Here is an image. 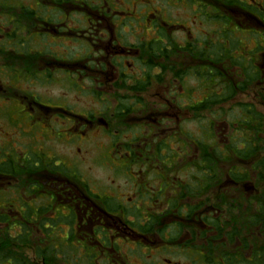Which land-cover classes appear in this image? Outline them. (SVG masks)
<instances>
[{"label":"flooded vegetation","instance_id":"flooded-vegetation-1","mask_svg":"<svg viewBox=\"0 0 264 264\" xmlns=\"http://www.w3.org/2000/svg\"><path fill=\"white\" fill-rule=\"evenodd\" d=\"M260 106L264 0H0V241H36L25 264H225L236 212L264 236L262 158L234 133L200 151L211 113Z\"/></svg>","mask_w":264,"mask_h":264},{"label":"rangeland","instance_id":"rangeland-1","mask_svg":"<svg viewBox=\"0 0 264 264\" xmlns=\"http://www.w3.org/2000/svg\"><path fill=\"white\" fill-rule=\"evenodd\" d=\"M140 1H142L145 4L147 3V0H140ZM156 8L159 9L160 8V5L158 4L156 6ZM166 81H167V75L165 76L164 82H166ZM164 82L161 83L162 84L161 85L162 87H161V90H160L161 92H164L165 91V88L168 89V87H169V85L163 84ZM158 88L159 87H156L155 89H152L149 93H155ZM250 90L253 91V92L255 91L253 88L250 89ZM55 93H58V92H55ZM59 94L62 95L61 93H59ZM69 98L72 99L73 98V95L69 96ZM239 99L241 101H243V102L249 103L251 100H253L252 99V93L251 94H246V95L244 94L243 96L239 97ZM198 100H202V97L198 98ZM255 108L256 109H254V110L256 111V113H258L260 116H262V118H261V121L258 124H256L254 126L253 123H251V125L249 127H246L244 125L243 120H244L245 117L243 116L242 112L239 111V110L244 111L245 109H238V110L227 111V112H215V113H211V118H212V120L214 122L213 129H212L213 130V135H211V138H210V139H213V141H212V148H209L208 145H206V144L204 145L203 144L204 146L201 147V151L200 152L201 153H205L207 151H209V152H213V151L214 152H217V151L220 152V151H223V150H220L221 147H222L221 142L223 140H225V136H229L230 137V136L233 135V133H234V136L236 135L235 136V138H236L235 141L236 142L233 145L236 146V147H239L238 146V144L240 143L239 137L241 135L244 138L247 137L248 140H251L252 137H253V134L255 133L256 128L259 127L261 129V131L264 132V106H262V107L261 106L260 107H255ZM240 117H242L243 120H240ZM185 119H183V120H185V123L189 124L188 127H190V129L192 131L193 130L196 131L197 136H200L201 133H200V131H198V129H201V127L203 126V123L205 121L204 114H202V113L201 114L200 113H192L189 116L188 119L187 118H185ZM236 121H240L241 124L243 125L241 128H239L241 130H239L238 127L229 126V124H231L232 122H236ZM236 123H238V122H236ZM236 130L239 131V134L236 133ZM198 138H200V137H198ZM55 148H56V150L58 152H61V153L65 151V149L62 148V147H60V146L55 147ZM260 148H262V144L260 145ZM249 152H250V149H247L243 153L246 154V153H249ZM66 154H67V152L64 153L63 155H66ZM256 154H257L258 158H263L264 151H260V149H259L256 152ZM69 156H72V155H69ZM72 157H74V156H72ZM110 158H113L114 159L113 156L112 157L110 156ZM254 159H255V156H253L252 158H249L248 159V163L250 165H252L251 162ZM89 162H95V160L89 159L88 163ZM261 171H263V170L261 169ZM255 187L258 188L257 185H255ZM256 188H255V190H256ZM256 193H258V190H256ZM253 207L254 206H252V210H253ZM253 212H254V210H253ZM236 213H237V215L235 214V225L236 226L235 225H233V226L237 227L236 230H237L238 237H237L236 240L239 243L238 245L243 246L242 243L247 238L248 239V245H251V247H252V248L250 247L251 248L250 250H253L256 247H264V236L263 235L261 236V234L258 235L256 233V231L253 230V229L248 231L249 234L248 233H245V231H244L245 230L244 229V225H245L244 222H245V220L243 219L244 222H242L241 221V217H240L241 215L238 212H236ZM251 233L254 234L253 237H247L246 236V235L250 236ZM259 233H260V231H259ZM35 242H28V241H26V242L23 241L22 243L11 242L10 243V246L7 248V251L10 252V253L13 252V253H15L17 255L18 254L19 255H23V256L25 255L26 260L30 261V259L32 258L33 254H34V252L31 250L30 247L32 246V244H35ZM230 245L231 246H233V245L235 246L236 245V241L233 244L230 243ZM223 246H224L223 254L224 253H228V255L231 256V255L237 253V249H235L233 247H230L229 245H225V244ZM0 251L4 252L1 249H0ZM239 252H242V251H239ZM242 254H243V252H242ZM212 258L217 259L216 256H212Z\"/></svg>","mask_w":264,"mask_h":264},{"label":"trees","instance_id":"trees-1","mask_svg":"<svg viewBox=\"0 0 264 264\" xmlns=\"http://www.w3.org/2000/svg\"><path fill=\"white\" fill-rule=\"evenodd\" d=\"M242 113L245 115V117L246 116L249 117V119H246V118L244 119V125L246 127H249L251 125V123L253 121H255L257 118H259V121H261L262 116H260L258 113H256V111L254 109H250V110L245 109L244 111H242ZM236 122H239V121H236ZM241 127L242 126L239 123L238 129ZM239 130H241V129H239ZM236 133L239 134V131L236 130ZM261 133L263 134L264 132L261 131ZM258 141H260V140H256V139L252 138L251 142H250L247 139V144H248L247 149H250V152L246 153L245 155H246V157H248V159L255 156L257 151H256V148L252 147V145H253V143L254 144L258 143ZM261 141H264V139ZM235 148L236 147L235 146L233 147V145H232L231 149H235ZM220 150H223V149L221 148ZM262 151H264V147H263ZM217 152H215V153H217ZM257 165L262 167L264 170V157L262 158V161H260ZM258 208L260 209V212H262L261 208H263V205L259 203ZM260 212L258 211V216L254 220L255 221L254 225L256 224L257 227H260V231H262L261 227L262 226L264 227V221H263V219H261V217H259ZM262 213H264V211ZM237 236H238V234H237ZM230 237L232 238V239L230 238V243L233 244L236 241V238H234L233 235H230ZM24 242H26V240ZM28 242H32V241L29 240ZM20 243H22V242H20ZM242 245H243L241 247L242 249L240 250V248H238L236 254H233L231 256H229L226 253H224L225 255L223 254L224 258H225V264H264V247L254 248L252 250V254H250L251 257H247L246 253H247V251L250 250L249 249L250 245H248V241H246V240H244ZM9 246H10V243H4V242L0 241V249L4 251V252L0 251V264H9V262H8L9 258L10 259L13 258V260H15V264H25L24 262H26V261H25L23 255H19V254L17 255L13 252L10 253L7 251V248ZM239 251L245 252V254H242V252H239Z\"/></svg>","mask_w":264,"mask_h":264}]
</instances>
